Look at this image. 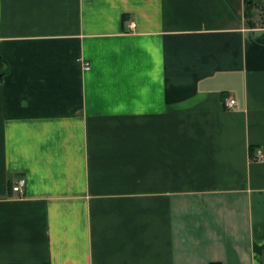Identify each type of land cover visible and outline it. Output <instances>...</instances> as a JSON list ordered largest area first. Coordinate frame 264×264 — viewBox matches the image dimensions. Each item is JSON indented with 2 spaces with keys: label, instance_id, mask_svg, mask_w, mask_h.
<instances>
[{
  "label": "crops",
  "instance_id": "1",
  "mask_svg": "<svg viewBox=\"0 0 264 264\" xmlns=\"http://www.w3.org/2000/svg\"><path fill=\"white\" fill-rule=\"evenodd\" d=\"M257 15L0 0V264H264Z\"/></svg>",
  "mask_w": 264,
  "mask_h": 264
},
{
  "label": "built area",
  "instance_id": "2",
  "mask_svg": "<svg viewBox=\"0 0 264 264\" xmlns=\"http://www.w3.org/2000/svg\"><path fill=\"white\" fill-rule=\"evenodd\" d=\"M83 68H85L84 70H88L89 69V64H84ZM236 100L229 97V98H226L225 99V102H224V105L226 108L228 109H232L233 107H235L236 105ZM253 156V159L255 160H260L262 159V151L261 150H256V152L252 155ZM24 178H19L16 182L15 185H12L11 189L12 191L14 192H18V193H21L22 192V186L24 185Z\"/></svg>",
  "mask_w": 264,
  "mask_h": 264
},
{
  "label": "trees",
  "instance_id": "3",
  "mask_svg": "<svg viewBox=\"0 0 264 264\" xmlns=\"http://www.w3.org/2000/svg\"><path fill=\"white\" fill-rule=\"evenodd\" d=\"M260 0H244V15L248 19L249 25L253 26L256 23L252 18L256 15L258 7L263 8L264 5L260 3ZM261 23H264V15L260 16Z\"/></svg>",
  "mask_w": 264,
  "mask_h": 264
},
{
  "label": "rangeland",
  "instance_id": "4",
  "mask_svg": "<svg viewBox=\"0 0 264 264\" xmlns=\"http://www.w3.org/2000/svg\"><path fill=\"white\" fill-rule=\"evenodd\" d=\"M264 2V1H263ZM263 2H260V3H263ZM264 4V3H263ZM258 15H257V13H256V15H257V21L260 23L261 22V20L260 19H258V17L259 16H261V15H264V7L263 8H260V7H258ZM255 15V16H256ZM254 18H256V17H254Z\"/></svg>",
  "mask_w": 264,
  "mask_h": 264
}]
</instances>
